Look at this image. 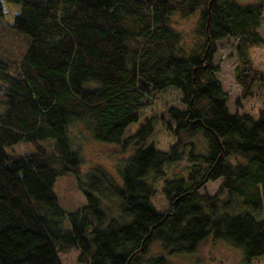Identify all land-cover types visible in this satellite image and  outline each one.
Returning <instances> with one entry per match:
<instances>
[{
	"label": "trees",
	"instance_id": "16d2710c",
	"mask_svg": "<svg viewBox=\"0 0 264 264\" xmlns=\"http://www.w3.org/2000/svg\"><path fill=\"white\" fill-rule=\"evenodd\" d=\"M7 1L20 5L12 29L29 44L13 70L0 57V264H62L58 253L70 248L83 264H170L167 254L194 252L209 237L243 249L246 264L264 255V109L257 117L230 113L213 64L216 43L234 39L235 79L242 97L250 94L260 72L247 51L263 41L264 0ZM195 12L202 39L185 53L170 17ZM169 87L187 105L162 117L176 144L168 151L146 145L153 133L147 119L130 138L135 150L118 167L120 184L102 169L82 176L71 127L81 124L95 141L124 146L148 97ZM197 134L205 153L194 151ZM48 140L52 149L39 144ZM22 142L34 151L6 152ZM184 156L188 166L164 179L169 208L160 213L151 180ZM67 174L85 194L73 212L54 192ZM219 179L225 200L199 193ZM153 244L162 253L148 256Z\"/></svg>",
	"mask_w": 264,
	"mask_h": 264
},
{
	"label": "rangeland",
	"instance_id": "374dc122",
	"mask_svg": "<svg viewBox=\"0 0 264 264\" xmlns=\"http://www.w3.org/2000/svg\"><path fill=\"white\" fill-rule=\"evenodd\" d=\"M256 1L239 0V3L245 5ZM2 3L4 16L0 17V57H4L10 63L13 70L23 57L29 44V38L16 33L12 29L14 16L19 12L20 5L7 0H2ZM199 16V13L195 12L185 17H182L178 13H173L170 17L172 27L182 36L180 45L185 53H189L195 49L202 39L196 33ZM258 32L263 41L261 44L249 46L247 54L254 71L260 72V75L252 91L246 98L242 97L243 89L235 79L237 54L234 39L226 38L216 43L213 64L219 68V72L215 73V75L220 80L223 90L228 96L227 107L232 114L246 112L257 117L259 112L264 109V83L260 81L261 78H264V9ZM147 101V106L139 112L138 121L130 124L126 130L124 138L129 141L124 146L95 141L81 124L75 123L71 127L69 137L72 146L74 149H78L82 157L80 167V174L82 176L95 169H102L120 184L121 179L118 174V167L123 165L135 150L136 140L130 138L133 137L147 119H152L153 133L148 138L146 145H152L157 150L168 151L176 144L178 141L177 137L172 131L168 130L167 122L162 117H166V111L171 107L179 110L187 108V105L181 101L180 91L174 87H169L162 92L153 93L148 97ZM3 110L4 107L0 104V112ZM181 140L188 141L189 139L181 133ZM192 141L195 142L194 151L196 153H205L206 144L201 134L192 137ZM39 144L46 149H52L53 145L51 140L40 142ZM34 149L35 146L33 144L22 142L6 148V152L13 155H27L32 153ZM231 161H241V159L232 158ZM187 162L189 160L185 156L179 161L168 162L163 167L164 176L151 180L155 189L151 203L158 212H165L169 208V201L166 199L163 191L165 186L164 179H171L173 178L171 176L178 173L181 174V169L188 166ZM148 177V180H150L151 176ZM220 183L221 179L209 181L199 190V193L209 196L219 195ZM54 192L61 207L66 212L76 211L85 205V194L79 187L73 174L58 177L54 185ZM226 198V193L219 195L220 201ZM224 210H228V207L224 208ZM112 212L115 213L116 209L112 210ZM156 253H162V251L159 246L153 244L148 256ZM58 255L62 264H83L78 260L79 251L75 248L59 251ZM167 257L170 264H246L243 249L227 244L225 241L213 239L212 237H209L200 244L194 252L167 254ZM250 263L264 264V255L252 258Z\"/></svg>",
	"mask_w": 264,
	"mask_h": 264
}]
</instances>
